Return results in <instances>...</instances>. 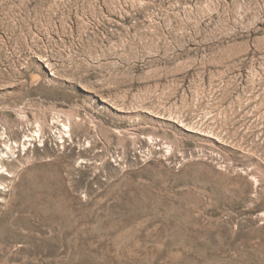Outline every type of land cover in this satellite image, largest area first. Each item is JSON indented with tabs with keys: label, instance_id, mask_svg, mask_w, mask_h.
Instances as JSON below:
<instances>
[{
	"label": "rangeland",
	"instance_id": "rangeland-1",
	"mask_svg": "<svg viewBox=\"0 0 264 264\" xmlns=\"http://www.w3.org/2000/svg\"><path fill=\"white\" fill-rule=\"evenodd\" d=\"M5 146L0 264H264V0H0Z\"/></svg>",
	"mask_w": 264,
	"mask_h": 264
},
{
	"label": "bare ground",
	"instance_id": "bare-ground-1",
	"mask_svg": "<svg viewBox=\"0 0 264 264\" xmlns=\"http://www.w3.org/2000/svg\"><path fill=\"white\" fill-rule=\"evenodd\" d=\"M12 147L11 146H5V148L0 153V171H8V169L4 166V163L2 161L5 157H10ZM9 172V171H8ZM3 221L7 224V234L3 235L1 237V241L3 244H9L19 241L22 238V233L18 231V227L14 224H26V200L25 205H15L10 204L6 211L4 212ZM11 219H13V224L8 223ZM26 237V235H23Z\"/></svg>",
	"mask_w": 264,
	"mask_h": 264
}]
</instances>
